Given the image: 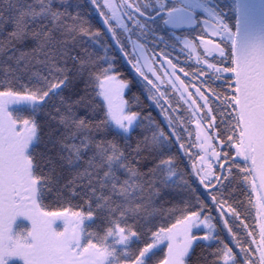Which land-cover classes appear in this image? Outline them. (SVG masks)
<instances>
[{"label":"snow or ice","instance_id":"snow-or-ice-1","mask_svg":"<svg viewBox=\"0 0 264 264\" xmlns=\"http://www.w3.org/2000/svg\"><path fill=\"white\" fill-rule=\"evenodd\" d=\"M177 46L200 86L176 74ZM116 49L162 112L168 77L190 117L166 115L170 131L133 146L154 121L125 99ZM193 122L186 179L173 149ZM166 188L179 206L159 203ZM0 264H264V0H0Z\"/></svg>","mask_w":264,"mask_h":264},{"label":"trees","instance_id":"trees-1","mask_svg":"<svg viewBox=\"0 0 264 264\" xmlns=\"http://www.w3.org/2000/svg\"><path fill=\"white\" fill-rule=\"evenodd\" d=\"M85 2H87V0H85ZM93 22L94 24H98L101 28H103L99 22V20L97 19V16L93 13ZM109 41H111L109 39ZM113 46V45H112ZM113 48H115L113 46ZM113 55H115L117 57V59L114 61L115 66L117 71L120 73L121 78L123 79H127L130 81L129 87L127 89H125V99H128L133 107V110L135 111H139L141 113V117H146L148 116V114H151V117L153 118V123H149L148 120L146 119H142V122L140 123L139 126L136 127L135 131L131 134V140L129 141L130 143H132L133 146H135V141L138 138H143L144 136H148L151 137L152 136V130L155 128L156 124H159L160 127L164 128L165 131H170V129L168 128L167 125V121L165 120V116L166 115H171V116H176L177 114L172 112V111H168L166 115H163L153 104L152 100L148 98V95L144 94L141 92V90L139 89V87L137 86V82L135 79H131L129 75H127L126 73V63L122 60V57L120 56V54L117 52V50L112 53ZM83 85L82 84H78L77 88L80 89L82 88ZM135 97H139V103L137 104L135 99ZM83 111V110H82ZM41 121L45 120L46 117H44L43 115H40L38 117ZM186 128L187 126L184 125ZM190 131V129H189ZM194 134V131H193ZM188 134L184 133L183 134V138L181 140V143H184L185 148L181 150H179V152H176L175 149H173L174 155L176 157V162L178 165V171L185 173V178L188 179L187 177V173L191 172V164H192V160H190L188 158V156H193L195 157L196 154L199 152L197 150V147L192 146V144L189 143L188 138H187ZM194 137V136H193ZM121 143H123V141H121ZM178 147V145L176 146ZM187 152V155L185 154ZM185 165H187V168H185ZM191 180L195 181V185L196 187H199V185L197 184V181L194 179V177H191ZM200 188V187H199ZM200 191L203 192L200 188ZM185 195L184 192H181L179 190L173 189V188H166L163 190L162 192V197L161 200L159 201V203L161 204H165V206H167V204H176L178 205V202L181 200V198ZM235 197L237 201H242L243 204L240 208L241 212L243 213L244 208H247V196L245 194H241L239 191H237L235 193ZM208 199V205H209V209H212L210 212L209 211H205L204 215H211L212 219H210L209 223L216 225L217 224V218L219 217V214L217 211H215L213 209V205L212 202L210 200V198ZM253 199H255V197H253ZM167 202V203H166ZM53 210H58V209H53ZM243 219V215L241 217ZM155 223L159 224L162 223L161 220H157L155 221ZM245 223L249 224V225H253V224H257V217H256V213L255 210H252V214L251 217H249L247 220H245ZM223 224L220 221V224L217 225V228L222 227ZM198 234H202V233H198ZM203 234H205L203 232ZM213 235H215V232H213ZM224 237L228 236L227 231L225 230L223 233ZM210 244H214V242H209ZM229 244L231 246V243L229 241ZM207 249H204L200 246H196L194 252L192 253V261L195 262L197 260L198 257H201L203 255H205Z\"/></svg>","mask_w":264,"mask_h":264},{"label":"flooded vegetation","instance_id":"flooded-vegetation-1","mask_svg":"<svg viewBox=\"0 0 264 264\" xmlns=\"http://www.w3.org/2000/svg\"><path fill=\"white\" fill-rule=\"evenodd\" d=\"M227 3H228V0H222V5L227 4ZM94 14H95V12H94ZM97 19L99 20L98 16H97ZM161 48H163V45H161L160 47H158L156 49L155 68L163 76L165 67L161 68V66H160L161 63H163V57L160 55V49ZM129 51H131L130 47H129ZM165 51L168 53L167 58L172 59L173 63H177V65H178L176 74L179 75L181 77V79L185 80V82L188 83L189 85L195 83L197 86H200V84L204 78H196V77L192 76V73L194 71H196V69L198 67L196 65L195 57L194 56L188 57L187 52L181 53L179 50V46H177L175 51H173L172 49H166ZM201 51H202V49H201ZM149 55H152L151 51L149 52ZM122 60L126 63V69L125 70H126L127 75H129L131 79L136 80L137 86L139 87L141 92L144 93L145 95L147 94L148 98H149L148 89L151 88V85H148L147 81L144 80L141 76H139L136 73V71L132 68L131 64H129L127 62L126 58L125 59L122 58ZM164 65L168 68V71L170 72L171 69L168 67V65L166 63ZM181 67L184 68V70L189 73V76H184V74L179 71V68H181ZM145 71H147V70L145 69ZM149 78L155 80V78L152 77L150 73H149ZM167 79H168V77H164V83L161 84V90L162 91L167 90V96L164 97L163 99H161V104L163 105V108L166 111L162 112L161 108L157 107L155 101L151 99L153 104L163 115H166L168 111L174 112L173 109H177V111H175L174 113L182 114L185 118L190 117V113L185 111V109H187V105H185L183 103V101L180 100L179 94L176 93L173 89H171L170 85L167 84ZM157 83H159V82H157ZM219 83H220L219 81H214V78L212 80H209V84L211 85V87H218ZM189 90L192 92H195V88L190 87ZM153 94H155L157 96L159 95L158 93H155V92H153ZM165 100H167L168 102L165 103ZM214 106L215 105H213V107ZM196 119H199V117L197 116ZM185 125L192 132L191 137L187 136L189 143L192 144V142L195 141V135L193 134V131H196L195 123L194 122L193 123H185ZM207 126H208L207 121H205L204 127L207 128Z\"/></svg>","mask_w":264,"mask_h":264},{"label":"water","instance_id":"water-1","mask_svg":"<svg viewBox=\"0 0 264 264\" xmlns=\"http://www.w3.org/2000/svg\"><path fill=\"white\" fill-rule=\"evenodd\" d=\"M99 22H100V24H101V26L103 27V24H102V21H100V18H99ZM109 39L111 40V38L109 37ZM113 46L115 47V44L113 43ZM117 50V52L120 54V56L123 58V59H125L124 57H123V55L119 52V49H116ZM141 63H143V61H141ZM164 67L165 68H167L165 65H164ZM168 69V68H167ZM199 117V116H198ZM181 151H182V149H180ZM192 170V169H191ZM193 177H194V179L197 181V184L199 185V180H198V178L193 174ZM199 187L201 188V190L204 192V191H206L204 188H203V186L202 185H199ZM219 214V213H218ZM222 222V224H223V221H221ZM227 231V230H226Z\"/></svg>","mask_w":264,"mask_h":264},{"label":"rangeland","instance_id":"rangeland-1","mask_svg":"<svg viewBox=\"0 0 264 264\" xmlns=\"http://www.w3.org/2000/svg\"><path fill=\"white\" fill-rule=\"evenodd\" d=\"M194 135H195V131H194ZM197 150L200 151V149L198 147H197ZM199 232L202 233V234H199V235H203V232L204 233L207 232V229L203 225H201V229H200ZM161 247H163V246H161Z\"/></svg>","mask_w":264,"mask_h":264}]
</instances>
